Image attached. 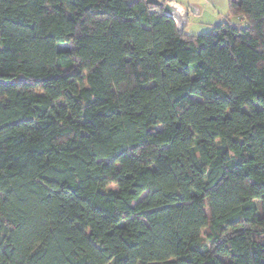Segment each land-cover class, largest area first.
Segmentation results:
<instances>
[{"label": "trees", "instance_id": "obj_1", "mask_svg": "<svg viewBox=\"0 0 264 264\" xmlns=\"http://www.w3.org/2000/svg\"><path fill=\"white\" fill-rule=\"evenodd\" d=\"M230 7L0 0V264H264V0Z\"/></svg>", "mask_w": 264, "mask_h": 264}, {"label": "rangeland", "instance_id": "obj_2", "mask_svg": "<svg viewBox=\"0 0 264 264\" xmlns=\"http://www.w3.org/2000/svg\"><path fill=\"white\" fill-rule=\"evenodd\" d=\"M167 1V0H162ZM188 9L187 22L184 32L197 36L212 30L216 25L230 21L232 24L244 27L246 21L241 16L231 14L230 0H174ZM197 7V12L192 11V6Z\"/></svg>", "mask_w": 264, "mask_h": 264}, {"label": "water", "instance_id": "obj_3", "mask_svg": "<svg viewBox=\"0 0 264 264\" xmlns=\"http://www.w3.org/2000/svg\"><path fill=\"white\" fill-rule=\"evenodd\" d=\"M149 3L154 5H163L164 13L173 17L177 23L178 30L180 32L183 31L185 23L187 22V15L189 13L188 9L183 8L180 4H178L174 0H147ZM192 11L197 12V7L192 6ZM1 82V80H0Z\"/></svg>", "mask_w": 264, "mask_h": 264}, {"label": "crops", "instance_id": "obj_4", "mask_svg": "<svg viewBox=\"0 0 264 264\" xmlns=\"http://www.w3.org/2000/svg\"><path fill=\"white\" fill-rule=\"evenodd\" d=\"M181 5V4H180ZM183 8H185L183 5H181Z\"/></svg>", "mask_w": 264, "mask_h": 264}]
</instances>
